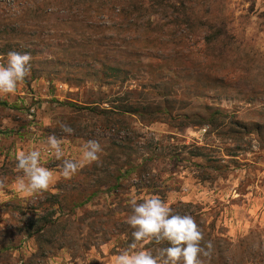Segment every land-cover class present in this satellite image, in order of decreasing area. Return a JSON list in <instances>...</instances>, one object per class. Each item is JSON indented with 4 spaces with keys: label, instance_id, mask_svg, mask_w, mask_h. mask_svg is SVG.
I'll list each match as a JSON object with an SVG mask.
<instances>
[{
    "label": "rangeland",
    "instance_id": "rangeland-1",
    "mask_svg": "<svg viewBox=\"0 0 264 264\" xmlns=\"http://www.w3.org/2000/svg\"><path fill=\"white\" fill-rule=\"evenodd\" d=\"M17 1L0 0V64H6L10 51L32 59L30 75L17 92L0 96V131L12 132L0 135V178H6L0 190V249L8 243L15 247L0 253V264H112L130 243L124 236L128 225L120 220L123 197L152 194L169 205H197L199 214L193 217L214 246L210 264H264V0H186L194 22L221 30L220 40L206 46L204 31L191 39L186 28L173 30L161 17V35H156L163 49L139 51L132 60L122 47H114L113 30L94 27L112 23L89 13L93 4ZM40 8V16H34ZM114 57L124 61L126 78L105 71L103 65L109 67ZM163 105L172 118L147 123V115ZM122 107L136 112L97 113ZM110 118L119 123L107 122ZM61 123L73 127L74 134L62 133ZM51 134L64 139L70 159H78L93 139L104 150L102 162L111 151L119 153L113 146L126 142L134 164L141 163L142 149L157 155L149 183L158 188L146 193L131 180L129 194L112 197L101 187L84 210L74 212L66 227L69 242L40 258L36 241L22 234L35 214L36 199L58 187L67 189L68 180L79 183L85 175V167L68 180L59 175L61 161L46 144ZM31 149L40 150L42 165L56 174L42 194L16 188L22 175L15 167L16 153ZM92 212L102 214L99 221L106 228L95 240L88 237Z\"/></svg>",
    "mask_w": 264,
    "mask_h": 264
},
{
    "label": "trees",
    "instance_id": "trees-1",
    "mask_svg": "<svg viewBox=\"0 0 264 264\" xmlns=\"http://www.w3.org/2000/svg\"><path fill=\"white\" fill-rule=\"evenodd\" d=\"M23 1L27 4L26 0ZM11 3L17 5L18 1L11 0ZM85 3H88V6L94 5L93 10H89V13L93 12L94 16L101 17L102 20L105 19L106 22L109 21L112 23L110 27H101V25L97 24L94 27L102 31L113 30L115 34V36L112 37V42L115 44L114 47H122L123 50H125L123 54L127 60H132L134 57L136 58L139 51L155 52L160 50V48L163 49L165 43L162 42V38L156 35V33L161 35L159 32L162 30L160 27L161 25H159L161 17L169 19L173 30L179 27L186 28L184 31L191 39L196 37L194 35L197 32L204 31L205 35L202 39L206 46L219 41L222 34L221 30L212 31L211 27H207L208 29L203 28L206 24H202L201 21L198 23L194 22L192 12L187 11L189 7L186 4V0H147L146 2H143V0H54L49 6L76 4L81 7V5H85ZM6 4H10L9 0L6 1ZM48 10L50 9L48 8ZM62 10H65V8ZM40 13H42L41 8L37 10V14H34V16L39 17ZM51 15H54V13ZM13 32L12 29L10 33L13 34ZM194 45L195 43H193V46ZM16 48L17 45H15V49ZM117 52L119 53V51ZM101 55L102 54H100V56ZM111 62L112 64L109 67L103 65L106 69L105 71H107L109 75L125 76L126 78L128 70L123 68L124 61L114 57ZM88 110L95 111V108ZM144 110H146V108ZM131 112L136 111L132 110L131 107H122V109H101L97 113L100 115L106 113L112 115L113 113L130 114ZM215 112L218 111L215 110L214 113ZM147 116V123L158 121L161 116L168 119L172 118L166 105L157 107L156 110H152ZM107 122L113 125L119 123L118 121L115 122L113 118L108 119ZM199 122L201 123L202 121L199 120ZM11 133L10 131H0V135ZM113 147H116L119 153L111 151L109 154L110 156L104 157L102 159L103 162L100 161L99 165L92 164L85 166V175L82 181L75 183L68 180L67 184L69 187L67 189L58 187L56 193H43L42 199H36L34 207L32 208L35 214L31 216L28 224L22 229V234L25 238L34 239V241H36V255L38 257L43 258L52 254L51 252L61 249L63 244L66 245V242H69L71 234L67 233L66 227L71 224L72 221L70 222V220L72 216H74V212L77 209L84 210L83 207L100 194L101 187H106L103 190L104 193L110 192L112 197H117L118 195L116 193L120 195V191L122 196H125L127 193L129 194L130 188L134 186L131 184V180H136L139 186L146 190L158 188L149 183L152 175V167L150 164H152V160L157 155L146 153L142 149L143 153L140 155L141 163L134 164L131 159L132 149L130 142L124 143L122 147ZM114 154L117 155L114 156ZM120 157L121 159L119 160ZM107 182H111L110 185H108ZM146 193H149V190ZM123 198H125V207L122 212L125 217L120 220L125 223L126 217L131 211L129 207V201L131 199L128 197ZM170 206L175 211L182 214L188 213L192 216L197 214V212H194L195 209H198L196 204L179 201L170 204ZM112 213L114 214V212ZM89 214L96 215L93 217L91 225H87L90 232L88 237L95 240L94 235L98 233L102 234L105 232L106 228L104 224L99 221V217H103L100 212H92ZM95 226H99L100 228L98 227L97 229ZM125 230L124 236L127 242H131L132 229L128 226L125 227ZM92 235L93 237H91ZM205 238L211 240L209 237ZM87 240L88 239H86V242H88ZM14 248L12 244L8 243L0 249V253ZM30 264H33V262L30 261Z\"/></svg>",
    "mask_w": 264,
    "mask_h": 264
},
{
    "label": "clouds",
    "instance_id": "clouds-1",
    "mask_svg": "<svg viewBox=\"0 0 264 264\" xmlns=\"http://www.w3.org/2000/svg\"><path fill=\"white\" fill-rule=\"evenodd\" d=\"M32 57L29 53L10 51L6 64H0V96L14 95L18 86L30 75ZM66 135L74 128L61 123ZM64 139L51 134L46 139L48 149L61 161L59 175L68 180L87 165H99L103 148L99 141L88 140L82 146L78 159L65 158ZM38 149L16 153L17 191L28 195L42 194L55 182L53 170L41 163ZM6 187V178H0V190ZM131 209L125 223L132 229L131 242L112 257V264H210L213 242L205 238L203 229L188 213L175 211L159 195H146L129 201ZM153 245L154 247H148Z\"/></svg>",
    "mask_w": 264,
    "mask_h": 264
},
{
    "label": "built area",
    "instance_id": "built-area-1",
    "mask_svg": "<svg viewBox=\"0 0 264 264\" xmlns=\"http://www.w3.org/2000/svg\"><path fill=\"white\" fill-rule=\"evenodd\" d=\"M7 1V0H6Z\"/></svg>",
    "mask_w": 264,
    "mask_h": 264
}]
</instances>
